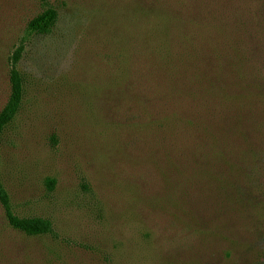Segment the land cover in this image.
Instances as JSON below:
<instances>
[{
    "label": "rangeland",
    "instance_id": "374dc122",
    "mask_svg": "<svg viewBox=\"0 0 264 264\" xmlns=\"http://www.w3.org/2000/svg\"><path fill=\"white\" fill-rule=\"evenodd\" d=\"M22 44L0 264H264V0H0V111Z\"/></svg>",
    "mask_w": 264,
    "mask_h": 264
},
{
    "label": "trees",
    "instance_id": "16d2710c",
    "mask_svg": "<svg viewBox=\"0 0 264 264\" xmlns=\"http://www.w3.org/2000/svg\"><path fill=\"white\" fill-rule=\"evenodd\" d=\"M58 18L59 14L56 9H46L30 21L28 24V32L37 35H47L53 31V28L57 24ZM223 47L231 48V45L225 40L223 41ZM205 50L207 51V49ZM22 52L23 44L13 53L11 57L12 68L9 72L11 92L6 105L0 111V145L5 128L15 119L23 103L25 91L24 79L17 66L22 57ZM188 55L189 53H187V60H189V62L186 61V63H188V65L191 67L192 62L194 61V56L191 54V56ZM221 63L223 62L219 53L216 58L211 56V59H205V64L199 65L200 70L204 71V75L202 76L209 79L213 77L212 74L218 75V73H221L222 71L221 76H223L232 71V65H229L226 67V69H222ZM217 68H219L218 71ZM47 185L48 188L52 190L56 185V181L50 178L47 181ZM0 205L3 208L8 225L12 229L22 232L27 236H56L54 225L50 219L45 217H21L14 212L10 194L1 178Z\"/></svg>",
    "mask_w": 264,
    "mask_h": 264
}]
</instances>
